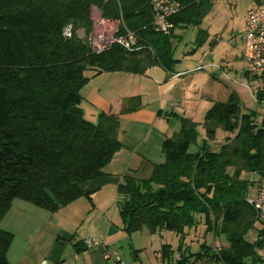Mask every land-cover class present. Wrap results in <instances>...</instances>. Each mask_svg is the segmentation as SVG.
<instances>
[{
    "label": "trees",
    "instance_id": "obj_1",
    "mask_svg": "<svg viewBox=\"0 0 264 264\" xmlns=\"http://www.w3.org/2000/svg\"><path fill=\"white\" fill-rule=\"evenodd\" d=\"M169 1L178 10L169 18L171 34L162 35L152 27L149 0H0V221L15 199L52 213L87 195L83 184L102 174L121 145L119 117L99 113L95 123L87 121L79 108L80 89L100 73L143 75L155 65L170 72L177 63L174 29L199 27L214 0ZM92 8L105 20H122L119 33L127 29L135 38L130 51L118 44L100 54L91 51ZM68 25L67 39L62 33ZM206 40L199 29L196 48ZM251 80L261 86L255 101L264 104V72ZM128 102L122 113L140 107L138 99ZM259 116L244 111L231 93L226 103L212 105L201 126L207 139L217 128L233 137L218 150L204 140L195 152L189 149L196 144L198 124L178 118L180 128L163 140L164 160L150 177L125 176L117 187L124 231L176 234L177 248L162 245L160 250L167 264H263L264 229L254 242L245 238L256 214L246 201L251 182L242 177L264 176V119L258 123ZM200 219L227 246L213 250L202 243L191 252L184 244L186 232ZM12 241L13 235L0 229V264H9Z\"/></svg>",
    "mask_w": 264,
    "mask_h": 264
},
{
    "label": "crops",
    "instance_id": "obj_2",
    "mask_svg": "<svg viewBox=\"0 0 264 264\" xmlns=\"http://www.w3.org/2000/svg\"><path fill=\"white\" fill-rule=\"evenodd\" d=\"M251 7L252 4L247 12ZM245 18L240 31L241 62ZM202 30L207 34L209 52L213 51L220 38L217 34H210L209 29ZM198 52L192 49L184 58L192 59ZM201 59L200 62V58H196L194 66L191 63L185 65L182 59H175L177 63L170 72L155 65L143 75L108 72L88 78L79 92V108L91 123L97 121L99 113L118 116L117 139L121 148L102 168L101 175L83 184L86 196L55 212L24 201L12 202L0 221V229L13 235L6 254L9 264H105V252H110L117 241H125L130 235L124 231L117 205V187L123 178L131 176L143 180L150 177L154 166L164 160L161 151L163 140L180 128L178 118L190 119L198 124L197 128L201 127L204 115L212 105L226 103L231 93H235L242 102L241 89L237 86H243V80H247L245 87L254 99L247 87L251 78L244 74L243 64L240 67L234 65L232 69L228 61L206 62L204 55ZM199 67L202 70H197ZM231 70L233 77L229 74ZM253 83L258 84V81ZM133 99H138L140 107L122 113L123 106ZM130 105L134 106L136 102ZM242 108L249 110L243 102ZM250 175L248 195L252 196L262 179L256 174ZM252 183H255L254 186ZM255 223L245 237L249 242L255 240V237L250 239L251 232L257 236L258 224ZM187 233L184 244L187 243ZM87 238H92L95 244L86 247L83 240ZM218 241L222 247L227 246L223 236H219ZM178 242L176 235L174 246L160 244V248L155 250L159 264H167L160 258L162 245H169L171 250H175ZM259 254L264 260V250ZM178 258L173 257V261Z\"/></svg>",
    "mask_w": 264,
    "mask_h": 264
},
{
    "label": "rangeland",
    "instance_id": "obj_3",
    "mask_svg": "<svg viewBox=\"0 0 264 264\" xmlns=\"http://www.w3.org/2000/svg\"><path fill=\"white\" fill-rule=\"evenodd\" d=\"M249 7L250 4L246 0H214L211 12L203 18L199 27H178L174 29L173 38L171 40L173 58L182 59V63L184 61L185 65L191 63V65L194 66L197 63L195 59L200 58L201 62V58L204 55V61L206 60V62L212 61L218 63L224 60V62L228 61L230 63V68L232 69L234 65L240 67L242 65V62L240 61L242 34L240 31ZM90 18L93 24V32L103 31L106 36L111 35L113 31H118L123 27L120 18L115 21L105 19V21H102V17L95 8L91 9ZM199 29H209L210 34H217L220 38L213 51L209 52L207 40L205 41L206 43L204 42L196 48ZM192 49L199 50L198 54L192 59H185L184 57L187 55L186 53ZM229 74L233 77L232 70ZM246 81L247 80H243V86L237 87L241 89V99L244 106L249 109V111H254L260 115L257 119V122L260 123L261 120L264 119V104H258L254 100L255 97L253 99L249 90L245 87L248 83ZM260 87L259 83L254 84L252 80H249L248 88L251 90L253 96ZM243 110L247 111L245 109ZM197 133L196 144H193L189 149L191 152L196 151L197 148L203 144L204 140L212 150H218L219 146L224 143L227 136L231 138L233 137V135H229L221 128L215 130L212 140L205 137L202 126L197 128ZM242 177L249 181L251 175L250 173H243ZM263 177H261V179ZM254 180L256 181L257 178H254ZM253 184L255 183H252V185ZM15 201L18 202L21 200L15 199ZM256 229L258 231H256L257 236L255 232H251L250 239L254 237L255 240L257 239L261 228L257 225ZM187 236V245L185 244V246H187L191 252L197 251L202 243L210 246L213 250H218L222 247L221 242L218 241L219 236H216L213 232L206 231L201 219L196 228L188 231ZM161 243H168L174 246L176 244V235L169 231H162L161 234H149L145 230L134 232L127 236V240L120 243L117 241V244L111 247L110 252H115L123 260L124 264H159L155 256V250L160 248ZM177 256L178 253L175 251L174 258Z\"/></svg>",
    "mask_w": 264,
    "mask_h": 264
},
{
    "label": "built area",
    "instance_id": "obj_4",
    "mask_svg": "<svg viewBox=\"0 0 264 264\" xmlns=\"http://www.w3.org/2000/svg\"><path fill=\"white\" fill-rule=\"evenodd\" d=\"M252 7L247 12L243 26V50L242 64L243 72L249 78L258 76L264 72V0H246ZM153 20V29L162 34L169 35L173 30V25L169 18L177 12L178 4L169 0H149ZM102 21H105L102 18ZM72 28L70 25L63 30V37L70 38ZM92 52L100 54L111 45L118 44L126 50H131L135 41L134 35L127 29L123 33L115 30L109 36L103 31L92 32L87 38ZM197 70H202L199 67ZM248 87V86H247ZM247 203L253 207L256 214V223L264 227V177L259 182L254 194L248 195ZM86 247L95 244L92 238L83 240ZM105 264H124L123 260L115 252H105Z\"/></svg>",
    "mask_w": 264,
    "mask_h": 264
}]
</instances>
